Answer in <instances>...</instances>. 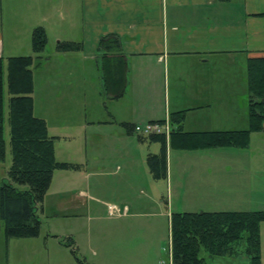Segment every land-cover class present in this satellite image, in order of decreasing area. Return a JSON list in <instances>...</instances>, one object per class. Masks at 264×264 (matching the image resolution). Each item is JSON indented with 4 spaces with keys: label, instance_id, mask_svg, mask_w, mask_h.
<instances>
[{
    "label": "crops",
    "instance_id": "crops-1",
    "mask_svg": "<svg viewBox=\"0 0 264 264\" xmlns=\"http://www.w3.org/2000/svg\"><path fill=\"white\" fill-rule=\"evenodd\" d=\"M37 27L45 30L47 44L51 38L56 45H83L80 52L64 54L55 47V53L68 60L80 58L76 91L87 84L81 80L88 75L82 70L83 61L97 62L98 40L108 34L121 40L128 69L126 92L117 101L106 102L102 94L100 98L104 109L105 102L126 100V118L84 122L80 134L75 132L87 142L80 152L85 155V166L95 164L94 175L108 177L113 162L125 163L126 173L140 169L142 140L146 138L133 133L137 123L165 121L173 112L186 111L185 132L238 131L245 123L248 126L246 63L249 58L264 57V0H0V58L34 55L30 37ZM87 46L92 47L91 54L84 53ZM122 124L129 128L125 130ZM253 140H264V131L251 135L247 149L233 153L251 154ZM207 151H177L198 157L177 166L174 186L168 168L166 180H159L170 184V200L182 193L184 199L217 202L229 194L223 191L229 184L233 186L225 178L227 169L201 160ZM168 152H172L170 148L166 158ZM76 165L79 170L53 173L43 211L61 219L79 217L85 211L88 216L93 214L91 207L83 210L77 201L81 196L71 195L73 172H85L83 164ZM48 194L57 199L55 204L54 199H47ZM115 207L119 211L115 215L121 218L130 215L132 206L123 201Z\"/></svg>",
    "mask_w": 264,
    "mask_h": 264
},
{
    "label": "rangeland",
    "instance_id": "rangeland-1",
    "mask_svg": "<svg viewBox=\"0 0 264 264\" xmlns=\"http://www.w3.org/2000/svg\"><path fill=\"white\" fill-rule=\"evenodd\" d=\"M55 47L56 43L50 38L41 56L34 60L31 67L34 83L33 108L35 106L33 114L45 121L48 135L56 137L54 142L56 160L75 165L76 163L83 164L85 167V172H73L75 184L71 195L81 196L77 201L82 204L83 210L91 207L93 214L88 216L85 211L79 217L61 219L42 210L39 237L26 240H6L1 224L0 264H77L76 258L85 264H159L163 261L169 262L171 244L168 214L204 211H264V140H253L249 148L251 154H245L244 157L242 154H234L233 151L236 149L233 148L212 149L204 152L201 160L203 159L206 164L211 166H221L227 169L225 178L228 183L233 185L229 184V188L223 189L229 194L217 202H200L201 200L197 198L188 197L184 199L182 193L180 198L175 196L170 200V184L168 187L165 182L152 179L148 172L147 154L148 152L158 153L160 145L149 142L147 138L142 140L143 162L141 161V167L137 168L135 173H126L125 163L113 162L109 164L112 166L108 177L101 178L94 175L95 164L85 166V155L83 157V153L80 152L81 146H85L87 142L83 143V140L78 138V134L75 135V132L79 131L80 134V127L84 122L123 120L126 118V100L112 103H106V101V109L103 108L100 98V94H102L101 71L100 68L98 72L95 70V63L100 65L98 51L95 52L97 62L94 60L83 61L82 70L87 71L88 75L81 80L86 81L87 87L84 85L85 87L82 86L81 90L76 91L77 81H79L77 65L81 63L80 58L75 61L68 60L62 55L64 54L62 52L57 55ZM85 48V54L92 53V47ZM3 61L5 159L0 162V185L7 182V171L11 166L7 122L10 96L7 92L6 59ZM144 124L137 123L135 125L142 126ZM243 128H247V123ZM135 135L134 139H136ZM171 151L168 152L167 168L168 173L169 170L171 171V184L173 185L177 177V166L183 163L186 165L188 160L189 162L197 160L198 154L192 156L195 154ZM88 173L92 174L88 175ZM17 188L26 189L25 186H17ZM125 192L126 197L124 196ZM47 197V199H54L51 201L52 203L57 202L52 194H48ZM123 201L131 204L130 215L121 218L116 215L110 216L108 206H120ZM52 203L49 206H53ZM69 239L74 244L68 248L64 244L69 243ZM260 242L261 264H264V223L260 225ZM201 257L205 258L207 264H249V260L244 254L235 257L208 258L206 254L202 253Z\"/></svg>",
    "mask_w": 264,
    "mask_h": 264
},
{
    "label": "trees",
    "instance_id": "trees-1",
    "mask_svg": "<svg viewBox=\"0 0 264 264\" xmlns=\"http://www.w3.org/2000/svg\"><path fill=\"white\" fill-rule=\"evenodd\" d=\"M227 2L229 0H220ZM31 56L6 59L9 145L11 166L7 182L0 185V225L9 239H35L40 234V214L53 173L76 171L79 165L56 161L54 142L48 135L43 119L33 114V75L31 67L47 44L42 27L34 28L30 37ZM81 43L60 42L56 51L80 52ZM100 53L102 95L105 100L123 98L127 88V64L121 49V40L115 34L102 36L97 43ZM3 74L4 61L0 58V162L5 159L3 139ZM246 91L248 95L245 130L185 132L183 122L186 111L169 115L170 133L147 138L158 143V154L146 157V166L154 180L167 178L166 151H202L212 149H247L252 134L263 132L264 124V57L249 58L246 63ZM164 122V121H159ZM123 128H129L122 124ZM17 186H25L20 190ZM264 211L183 212L170 216V246L172 264H207L208 258L235 257L244 254L249 264H261L260 225ZM1 228V227H0ZM65 247H72L69 239ZM77 264H85L76 258Z\"/></svg>",
    "mask_w": 264,
    "mask_h": 264
},
{
    "label": "built area",
    "instance_id": "built-area-1",
    "mask_svg": "<svg viewBox=\"0 0 264 264\" xmlns=\"http://www.w3.org/2000/svg\"><path fill=\"white\" fill-rule=\"evenodd\" d=\"M132 130H133V133H135L137 136L142 137V138H149L151 136H161V135H164L167 138L170 133V124L168 120H165L164 122H148L142 126L134 125ZM108 212L110 216H113L119 213L118 209L115 206H109ZM169 248H170L169 262L163 261V262H159V264H172L171 246Z\"/></svg>",
    "mask_w": 264,
    "mask_h": 264
}]
</instances>
